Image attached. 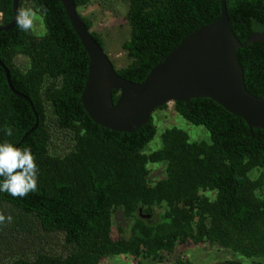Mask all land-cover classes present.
Returning <instances> with one entry per match:
<instances>
[{
  "label": "trees",
  "instance_id": "obj_1",
  "mask_svg": "<svg viewBox=\"0 0 264 264\" xmlns=\"http://www.w3.org/2000/svg\"><path fill=\"white\" fill-rule=\"evenodd\" d=\"M73 1L78 12L93 0ZM123 1L129 5L130 35L121 48L130 63L117 69L111 62L120 77L134 83H141L186 36L220 17V0ZM27 3L40 12L46 33L35 38L16 25L0 31V61L12 87L32 104L11 91L0 67V143L31 149L38 190L24 198L0 192V205L21 229L63 233L72 250L66 256L37 253L12 264H99L104 257L127 254L162 262L178 247L204 243L250 259L264 257V131L251 133L241 118L210 99H190L172 104L173 111L204 127L210 142H190L186 132L171 128L161 134L159 150L144 154L156 133L153 118L131 132L96 125L80 99L88 57L61 2L19 0L18 8ZM226 7L230 30L243 45L236 54L245 86L264 98V44L246 43L264 32V0H226ZM12 18V0H0V26ZM81 18L91 30V22ZM91 35L104 50L100 36ZM18 54L27 57L25 70L14 64ZM46 81L51 82L43 88ZM117 98L113 91V103ZM45 102L74 143L63 157L49 151ZM159 163L165 164V176L150 185L147 166ZM253 170L255 178L249 176ZM117 209L132 222L127 239L111 237ZM173 264L191 263L179 256Z\"/></svg>",
  "mask_w": 264,
  "mask_h": 264
},
{
  "label": "water",
  "instance_id": "obj_2",
  "mask_svg": "<svg viewBox=\"0 0 264 264\" xmlns=\"http://www.w3.org/2000/svg\"><path fill=\"white\" fill-rule=\"evenodd\" d=\"M88 57L87 80L81 103L88 117L98 126L115 132H131L145 125L158 108L190 99H210L233 116L241 118L252 133L264 131V98L246 88L236 49L242 48L229 26L226 0H220V17L186 36L154 66L141 83L120 77L88 30L73 0H59ZM19 0H12V21L0 26L11 30ZM264 44V32L252 34L246 43ZM7 84L8 69L0 61ZM118 92L115 103L112 92ZM32 105V104H31ZM36 127V125H35Z\"/></svg>",
  "mask_w": 264,
  "mask_h": 264
},
{
  "label": "rangeland",
  "instance_id": "obj_3",
  "mask_svg": "<svg viewBox=\"0 0 264 264\" xmlns=\"http://www.w3.org/2000/svg\"><path fill=\"white\" fill-rule=\"evenodd\" d=\"M24 7H32L25 4ZM128 2L123 0H93L90 5L79 9L81 17L87 18L91 22V32L100 36L104 43V52L114 63L117 69L123 68L130 63L121 46L128 41L130 27L126 20ZM38 13L36 25L30 34L32 37H42L46 33L40 12ZM27 57L18 54L14 58V64L19 69L25 70L28 66ZM46 81L43 88L50 84ZM167 109L155 110L151 117L156 126V133L153 139L144 147L143 153L150 154L161 148V134L171 128H177L187 133L190 142L205 141L210 142L208 131L202 126H195L185 121L181 116L173 111L172 104L167 105ZM46 125L49 130L50 154L56 157H63L72 150L73 140L71 134L60 129L55 121L51 106L45 102ZM150 185L157 180L164 178V163L148 164ZM257 171L253 170L249 176L255 178ZM210 195L214 198V195ZM4 204L0 205V213L6 220L0 224V264H12L18 258L32 260L37 253L50 255L66 256L72 250L64 242L63 233H45L37 227L19 228L13 221V217L8 213ZM12 217L11 223L7 221L8 216ZM159 221V220H157ZM132 222L126 219L120 209L112 213L111 237L113 240L127 239L130 236ZM184 256L191 264H217L226 260L239 261L241 264H251L252 261L264 263L262 258H246L227 249H222L216 244L204 243L199 245L188 244L176 248L171 256H167L162 262L152 261L151 259H134L130 255H112L104 257L99 264H173L178 257Z\"/></svg>",
  "mask_w": 264,
  "mask_h": 264
},
{
  "label": "clouds",
  "instance_id": "obj_4",
  "mask_svg": "<svg viewBox=\"0 0 264 264\" xmlns=\"http://www.w3.org/2000/svg\"><path fill=\"white\" fill-rule=\"evenodd\" d=\"M46 12V9H42ZM38 13L32 7L18 8L15 15L16 26L24 32L34 29ZM11 135V128L5 129ZM38 168L30 148H19L9 142L0 143V192H6L13 198H24L37 189ZM6 217L0 213V224ZM9 215L7 221L11 223Z\"/></svg>",
  "mask_w": 264,
  "mask_h": 264
}]
</instances>
